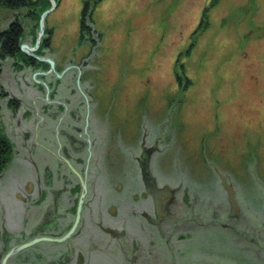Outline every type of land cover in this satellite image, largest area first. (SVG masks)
I'll return each mask as SVG.
<instances>
[{"label":"rangeland","instance_id":"rangeland-1","mask_svg":"<svg viewBox=\"0 0 264 264\" xmlns=\"http://www.w3.org/2000/svg\"><path fill=\"white\" fill-rule=\"evenodd\" d=\"M55 1L43 19L40 41L41 45L50 31V46L41 45L35 51L37 56L51 58L54 70L48 72L46 62L25 53L0 61V90L9 93V101L0 95V130L13 151L0 176L5 181V185L0 182V260L5 245L10 248L16 236L23 238L19 230L26 204L30 209L22 231L26 239L35 236L32 230L39 207L23 197L31 185L29 177L34 179L28 148L34 141L33 131L42 144L55 136L58 116L52 118L44 105L54 111L55 104L49 101L70 96L72 88L82 99L83 120L91 134L97 131L99 137H108L105 148L113 157L111 171L125 180V187L136 185V167L127 149L143 137L151 144L162 133L163 152L155 154L152 172L159 181L175 184L182 179L184 187L175 192L178 197L195 184H214L212 169L203 160L198 168L192 165L193 152L201 148L202 159L222 164L218 155H211L208 142H214L221 131L229 132L223 118L247 115V120L237 116L230 124L239 135L237 146L242 151L227 154L222 168L231 174L248 223L264 222V0H217L214 4L210 0H101L92 9L93 23L84 20L96 33L95 44L80 39L84 0ZM49 3L43 0L42 5L49 8ZM21 11L0 7V29ZM23 22L27 41L33 45L38 32L37 28L32 33L35 19ZM25 57L35 63L25 64ZM69 76H75L74 83ZM56 82L60 93L48 100V87L52 89ZM66 119L71 121L69 116ZM24 132H29L27 137ZM227 142L234 147L232 140ZM137 150L138 145L132 154ZM42 154L39 146L32 154L40 167ZM124 206L116 218L109 216L108 204L102 201L105 224L139 230L136 225L141 219L130 221L129 203ZM216 228L172 234L166 258L172 259L171 264H264V253L250 252L238 237ZM152 239L157 247L166 246L156 235ZM79 242L76 236L60 243L38 241L6 264H118L121 253L116 245L104 252L93 249L86 263L78 252ZM64 246L75 247L68 261L56 256Z\"/></svg>","mask_w":264,"mask_h":264},{"label":"flooded vegetation","instance_id":"flooded-vegetation-1","mask_svg":"<svg viewBox=\"0 0 264 264\" xmlns=\"http://www.w3.org/2000/svg\"><path fill=\"white\" fill-rule=\"evenodd\" d=\"M95 4H93V7ZM87 27L83 30V39L95 44L93 35L96 33L94 34L89 25ZM23 61L28 65L35 63L33 59L30 58L29 60V57H25ZM67 79L72 82L75 80V76L74 78L69 76ZM57 83L59 82H56L52 89L48 87L49 92L48 96H46L48 100L58 93ZM0 93L2 98L5 96L9 101L7 90L2 89ZM65 96L61 100L53 98L54 100L51 99L49 101V103L55 104L54 111L49 110L46 104L44 105L45 111L50 113L52 118L58 116V124L53 130L55 136L52 137V140L42 144L37 142L38 133L33 131L34 141L28 148V162L34 179L32 180L29 177L31 185L28 188L26 187L27 190L23 193V197L32 199L33 206L37 205L39 207V218L32 230L36 232L33 238L38 236L59 237L67 232L75 220L76 207L82 189L81 180H83L86 190L81 206L80 221L74 229L75 231L65 240L75 236L78 238L80 241L78 243V252H80L81 257H85L86 263L92 258L93 249L97 252H104L116 247V250L121 253L120 257L117 258L118 264H171L172 259L169 258L170 261H168L166 258L167 249H171L169 244L171 235L180 231H188L192 228L197 230H215L217 229L216 227H219V229L235 236V239L238 237L243 244L247 245L250 252H254L259 256L264 253V222L258 221L256 225L248 223L247 213L243 204L236 198L237 190L231 180V174L222 168L224 166L222 159H227V154L232 152L240 154L242 151V148L237 146L239 135L235 129H232L234 124L231 126L230 124L237 116L247 120L246 114H244L246 116H240L235 112V116L230 114L223 118L225 120L224 123L229 125V132L221 131L220 136L214 137V142H208L207 144L211 155H218L222 164L213 160L205 161L202 159L201 148L193 152L192 159L194 163L192 165L198 168L203 160L212 169L210 179L214 184H210V187H197V184H195L196 186H191L189 189L182 191V197H178L175 192H178L179 188L184 187L182 179L175 184L159 181L154 172H152L155 154L163 152L162 148L159 147L160 143L164 141L163 137H161L162 133L155 137L151 144H147L144 137L141 142L139 141V144H137V141L133 146V148H137L138 145L137 154H132L133 148L127 149V152L130 153L129 161H132L133 169L136 167L134 171L136 185L134 187H125V180L119 178L111 171L113 157L106 150L108 137L106 135L99 137L98 132L93 130L91 134L89 124L85 125L83 120L82 99L73 88L70 90V96ZM14 100L13 103L15 102ZM63 100L67 102L63 103ZM71 100L73 103L69 108ZM67 116L72 122L66 119ZM215 131H218V128ZM28 134L29 132H24V137H27ZM229 135L233 136L234 139ZM165 138L168 139V136ZM227 139L235 143L234 147L228 146ZM38 146L42 149V155L44 156L42 167L38 165L35 158H32ZM218 150L221 153H218ZM144 158L148 161L149 172H151L155 185L161 191V206L154 203L152 196L145 191L142 174L140 173V161L144 160ZM5 168L0 172V176L5 173ZM0 182L5 185V181L2 179H0ZM217 182L221 189L217 188ZM223 182L232 186L238 205L236 209L229 200V192ZM100 185L103 186L100 188ZM102 201L108 204L109 216L116 218L121 215L119 208L123 209L125 203H129L130 208L128 210L131 214V219L129 220L133 221L139 217L141 221L137 223L136 228L139 226L140 229L129 231L125 227L113 228L111 225L105 224L101 212ZM29 209V205L26 204L25 212L22 216V229L26 226L25 217ZM125 221L128 220L126 219ZM22 229L19 231L23 233V238L18 239L16 236L17 240L13 243L14 245L28 240V238H25L26 234ZM19 231L16 230V233ZM7 234H9L8 238H10L11 233ZM152 234L154 237L156 235L166 246L157 247L152 239L154 238ZM147 242L149 243L147 244ZM3 249L6 251L9 248L5 245ZM74 251V246H64L62 251L58 252L59 255H56L57 259L62 260L66 257L65 259L68 261L73 258ZM28 259L27 257L24 258V260ZM112 259H115V257L112 256ZM114 262L117 263L116 260Z\"/></svg>","mask_w":264,"mask_h":264},{"label":"trees","instance_id":"trees-1","mask_svg":"<svg viewBox=\"0 0 264 264\" xmlns=\"http://www.w3.org/2000/svg\"><path fill=\"white\" fill-rule=\"evenodd\" d=\"M100 0H84V5L82 8V15L80 18V39H83V30L87 27L88 24L84 21L88 19L91 20V14L93 9V4L97 3ZM217 0H210V4H214ZM43 0H0V7L8 8L12 11L22 10L21 15H17L12 20L7 23L8 25L4 29H0V61L5 59L8 56H16L18 53L24 54L20 48L19 44L22 42L24 37L23 32L25 31L26 24L24 20L27 18L35 19L34 30L38 28V19L42 11L47 8L42 5ZM50 5V3H49ZM48 5V6H49ZM88 28V27H87ZM48 31L47 37L43 40L41 45L50 46L51 34ZM34 40V37H33ZM32 40V41H33ZM40 45V46H41ZM39 49V48H38ZM28 58V57H27ZM0 66V73H1ZM12 154V145L8 141L5 135L0 130V172L5 168L6 164L11 159Z\"/></svg>","mask_w":264,"mask_h":264},{"label":"water","instance_id":"water-1","mask_svg":"<svg viewBox=\"0 0 264 264\" xmlns=\"http://www.w3.org/2000/svg\"><path fill=\"white\" fill-rule=\"evenodd\" d=\"M52 4L49 6V8H46L42 11V13L39 16L38 19V32L37 35L35 37V41L33 43V45H30L27 41L26 35L23 32L24 35V39L23 41L19 44V48L20 50L25 53L27 56H34V57H39L40 60H43L44 62H46L49 66V71L54 70V66L53 63L54 61L49 58V57H44V56H37V54H35V51L39 48L40 46V41H41V37H42V33L44 31V23H43V19L45 17L46 14H48L50 12V9H52V6H55V0H51ZM140 173L142 174V181L144 183L145 186V191L150 194L154 200V203H156L157 205L161 206L160 202V196H161V191L160 189H158V187L155 185L154 181H153V177L151 175V172H149V167H148V161L144 158V160L140 161ZM226 185V189L229 192V200L230 202H232L233 206L235 207V209L237 208V201L235 199V196L233 194L232 191V186L231 184H226L225 182H223ZM81 186L82 189L80 191V195H79V201L77 204V210H76V214L74 217V222L72 223V225L70 226V228L67 230V232H65L64 234L60 235L59 237H53V236H38V237H34L31 239H28L27 241L24 242H18L16 243V245L12 246L11 248H9L7 251H5V253L2 255V258L0 260V264H6L8 262V260L14 256L17 252L26 249L28 246H32L38 243V241H51V242H60L63 241L67 238H69L71 236V234L75 231L74 229L77 227V225L79 224L80 221V214H81V206L83 204V200H84V193L86 190V186L83 180H81ZM158 201V202H157Z\"/></svg>","mask_w":264,"mask_h":264},{"label":"crops","instance_id":"crops-1","mask_svg":"<svg viewBox=\"0 0 264 264\" xmlns=\"http://www.w3.org/2000/svg\"><path fill=\"white\" fill-rule=\"evenodd\" d=\"M100 1H101V0H100ZM100 1H98L97 3H99ZM97 3H96V4H97ZM96 4H95V5H96ZM58 65H60V64L58 63Z\"/></svg>","mask_w":264,"mask_h":264}]
</instances>
